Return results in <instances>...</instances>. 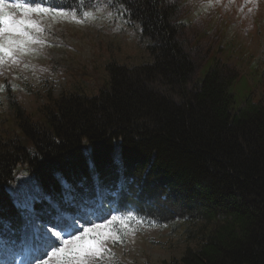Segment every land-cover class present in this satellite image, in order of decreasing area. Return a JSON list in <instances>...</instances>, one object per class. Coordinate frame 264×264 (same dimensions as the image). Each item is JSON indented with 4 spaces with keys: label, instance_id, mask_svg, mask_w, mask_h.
<instances>
[{
    "label": "trees",
    "instance_id": "16d2710c",
    "mask_svg": "<svg viewBox=\"0 0 264 264\" xmlns=\"http://www.w3.org/2000/svg\"><path fill=\"white\" fill-rule=\"evenodd\" d=\"M101 1L141 24L153 62L111 64L109 86L50 100L36 118L0 82V246L32 256L37 218L83 221L90 208L184 227L193 243L173 264H264V100L233 113L226 68L193 82L175 0H35L79 18Z\"/></svg>",
    "mask_w": 264,
    "mask_h": 264
},
{
    "label": "rangeland",
    "instance_id": "374dc122",
    "mask_svg": "<svg viewBox=\"0 0 264 264\" xmlns=\"http://www.w3.org/2000/svg\"><path fill=\"white\" fill-rule=\"evenodd\" d=\"M175 1L181 7L180 22L186 23L185 45L196 63L193 82L200 80L202 83L213 67L226 68L232 75L233 113L249 101L262 102L264 0ZM8 11H16L17 18L21 15L14 9ZM88 13L91 16L83 18L63 10L49 14L32 13L29 18L41 31L34 28L26 31L38 42L29 44L30 50L26 54L15 53L16 63L10 59L0 63V82H14L18 101L32 118L41 116L48 101L61 96L96 95L105 83L109 86L108 66L111 64L134 68L153 62L150 39L144 37L141 24L131 20L122 7L101 1ZM6 105L1 95L0 109L6 110ZM86 213L89 222L85 224L70 215H63L62 218L70 224L65 225L73 227L67 232L80 235L82 228L105 225L113 217L101 221L91 210ZM127 223V235H121L122 243L107 241L115 256L110 258L105 254L94 264H173L193 243L184 237V227L176 232L165 226L144 227L134 220ZM112 227L119 228V222H113ZM43 229L41 223L36 222L39 250L33 257L23 250L8 252L1 245L4 251L0 264H28L29 261L39 264L38 257L47 260L38 243Z\"/></svg>",
    "mask_w": 264,
    "mask_h": 264
},
{
    "label": "snow or ice",
    "instance_id": "6c2138e0",
    "mask_svg": "<svg viewBox=\"0 0 264 264\" xmlns=\"http://www.w3.org/2000/svg\"><path fill=\"white\" fill-rule=\"evenodd\" d=\"M35 4V6H33ZM21 13L17 18L16 11ZM52 9L40 7L35 0L25 3L22 0H16L15 3H8L7 0H0V63L10 59L16 63L15 53L26 54L30 49L27 47L38 40L26 31V29H36L41 31L36 23L29 17L32 13L49 14ZM85 16H91L90 13H84ZM131 216L120 218L113 216L111 221L105 225L93 224L92 227L82 228L80 235L67 232V226L61 218H55L49 225H45L39 236V245L47 260L38 257L39 264H94L97 259H102L106 254L108 257H114L107 246V241L113 244L121 242V235L126 236L128 223ZM119 222V228H113V222ZM39 250V249H38ZM28 264H35L29 261Z\"/></svg>",
    "mask_w": 264,
    "mask_h": 264
}]
</instances>
